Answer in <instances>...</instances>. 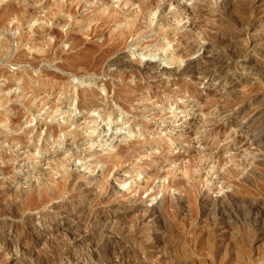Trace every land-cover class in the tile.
Here are the masks:
<instances>
[{"label": "rangeland", "instance_id": "374dc122", "mask_svg": "<svg viewBox=\"0 0 264 264\" xmlns=\"http://www.w3.org/2000/svg\"><path fill=\"white\" fill-rule=\"evenodd\" d=\"M144 1L0 0L6 8L21 7L20 27L13 15L0 29L6 44L0 55V114L21 116L17 127L0 124V182L14 180L18 189L64 182L58 201L65 204L77 183L91 181L98 190L82 217L71 222L65 214L32 209L19 193L18 200L25 201L19 217L0 212V235L8 234L7 222L16 224L17 233H9L16 264H109L110 251L92 249L89 241L72 245L70 236L76 241L93 236L89 216L118 202L158 207L172 241L164 251L181 264H239L240 248L254 256L242 264H264V213L259 212L264 206V137H254V123L264 132V0H244L257 3L256 25L251 10L235 0H158L138 15ZM195 5L202 8L192 12ZM111 9L126 12L129 19L138 15L142 25L126 47L111 44L110 32L124 24L119 20L110 30L105 27L103 17ZM91 27L95 37L85 33ZM114 58L120 59L118 66L110 64ZM83 63L93 69L79 68ZM147 63L150 69L134 74ZM182 67L189 71L181 74ZM78 92L86 94L82 107ZM90 95L105 109L89 102ZM236 122H244L248 133ZM19 135L20 143H7L9 136ZM113 157L117 165L105 172ZM191 184L203 199L233 187L237 198L204 209L190 200L185 187ZM219 222L226 227L214 229ZM109 235L114 238L104 233L96 240L108 244ZM64 241L72 246L62 247ZM6 260L10 264L9 255L0 264Z\"/></svg>", "mask_w": 264, "mask_h": 264}, {"label": "bare ground", "instance_id": "6f19581e", "mask_svg": "<svg viewBox=\"0 0 264 264\" xmlns=\"http://www.w3.org/2000/svg\"><path fill=\"white\" fill-rule=\"evenodd\" d=\"M19 1V0H18ZM157 1L158 0H146L144 2H142V4L140 5V11L138 13L139 14H142L144 12H147L152 6L154 5H157ZM75 2V1H74ZM81 2V1H80ZM235 2L237 4H239L240 6H245L246 8L250 9L251 10V13H252V16H251V21H254V25L257 24V21H258V18H260V16L256 15V14H253L254 13V8H255V4H257L256 2L254 1H244V0H235ZM62 3V2H61ZM261 3V2H260ZM263 4V3H262ZM13 5V4H12ZM76 5V4H75ZM203 5V4H202ZM202 5L200 6H196L194 8H192V12H195V11H199L201 8H202ZM18 6V5H17ZM16 6V7H17ZM77 6V5H76ZM161 6V4H160ZM192 6V5H191ZM238 6V5H237ZM239 6V7H240ZM242 6V7H243ZM262 6V5H261ZM15 6H11V7H8L6 8L5 6L1 5L0 4V29L5 25L6 22H8L11 17L13 15H16L18 16L19 20L18 22H15L14 25L15 27H20V21H21V17H20V10H21V7L20 10L18 8H16ZM73 7V6H72ZM71 7V8H72ZM207 7V6H206ZM196 8V9H195ZM205 8V7H204ZM245 8V10H246ZM54 9V8H53ZM72 9H75V7H73ZM115 9V8H114ZM190 9V8H189ZM247 9V10H248ZM108 10V9H107ZM205 10V9H204ZM53 11V10H52ZM75 11V10H74ZM26 12V11H25ZM56 12V11H55ZM72 12V10H71ZM70 12V13H71ZM105 13V11H102ZM191 12V11H190ZM201 12V11H200ZM259 12V11H258ZM263 12V11H261ZM121 14H119L118 11H115V10H109L106 12L105 16L103 17L104 19V24L106 25L105 27L108 28L110 30V28L112 27V25H114L115 22H118L119 20L121 21H124V24L122 26H119L117 29H114L110 32V40L112 41V45L113 47H120L124 44H126V40L127 38L129 37H133L135 35V33L142 27V25L140 24L139 21H137V16L133 17L132 19H129L128 18V14L126 12H120ZM202 13V12H201ZM24 15V14H23ZM51 16V15H50ZM102 16V15H101ZM82 17V16H81ZM262 17V16H261ZM263 19V17H262ZM65 20V19H64ZM262 21V20H260ZM14 22V21H13ZM264 21H262L263 23ZM62 23V22H61ZM256 23V24H255ZM101 26V25H100ZM263 26V25H262ZM102 27V26H101ZM257 27V26H256ZM264 27V26H263ZM4 28V27H3ZM8 28V27H7ZM255 28V27H254ZM47 30V28H46ZM101 30V29H100ZM105 30V29H103ZM108 30V31H109ZM96 31V28H89L85 31V33L87 35H91L93 34L92 37H95L94 36V33ZM256 31V30H255ZM26 32V31H25ZM32 32V31H31ZM48 32V30H47ZM98 32V31H97ZM102 32V30H101ZM56 33V31H55ZM60 34V33H59ZM69 34V33H68ZM57 35V34H56ZM74 35V34H73ZM21 36V35H20ZM58 36V35H57ZM60 36V35H59ZM100 36V33L99 35ZM24 37H27L26 35ZM81 37V36H80ZM23 38V37H22ZM31 38V37H29ZM57 38V37H56ZM74 38H78V37H74ZM19 39V37H18ZM21 39V37H20ZM60 39V38H59ZM69 39V38H68ZM73 39V38H72ZM80 39V38H78ZM104 39V38H103ZM22 40V39H21ZM20 40V41H21ZM64 40V39H63ZM28 41V39H27ZM58 43H59V40H57ZM57 41H56V45L57 44ZM79 41V40H78ZM81 41V40H80ZM79 41V42H80ZM78 42V43H79ZM83 42V41H82ZM81 42V44H82ZM77 43V42H76ZM128 43V42H127ZM9 44V43H8ZM53 44L54 46V43H51ZM83 45V44H82ZM77 46V45H76ZM125 46V45H124ZM194 44H188L186 47H185V51H183V55L186 56L189 52H191L194 48ZM4 47H6V44L3 43L2 41H0V55L4 52ZM49 48L51 46H48ZM112 47V48H113ZM126 47V46H125ZM181 47V46H180ZM75 48V47H74ZM110 48V49H112ZM77 49V48H75ZM118 49V48H117ZM53 50V49H52ZM263 50V49H262ZM261 50V51H262ZM48 51V50H47ZM108 51V50H107ZM113 50H111L112 52ZM260 51V50H259ZM50 52V51H48ZM53 52V51H52ZM51 52V53H52ZM263 52V51H262ZM107 53V52H106ZM109 53V51H108ZM107 53V54H108ZM113 53V52H112ZM46 54H49V53H46ZM106 54V55H107ZM110 54V53H109ZM4 55V54H3ZM2 55V56H3ZM53 55V54H52ZM165 55V54H164ZM44 57V55H42ZM51 56V55H50ZM49 56V57H50ZM102 56V55H101ZM100 58V56H99ZM102 58V57H101ZM105 58V57H103ZM38 59V58H37ZM41 59V58H40ZM178 60V58H176ZM175 59V60H176ZM94 60V59H93ZM100 60V59H99ZM106 60V59H105ZM120 60V59H119ZM119 60H116L114 58V60L110 61V64L112 65H119ZM124 60V59H123ZM176 60V61H177ZM86 61V60H85ZM84 61V62H85ZM89 61V60H88ZM104 61V60H103ZM103 61L101 62L102 66L103 65ZM126 61V60H124ZM97 62V61H96ZM95 62V63H96ZM105 62V61H104ZM122 62V60L120 61ZM86 63V62H85ZM89 63H92L89 61ZM94 63V62H93ZM94 63V64H95ZM107 63V62H106ZM105 63V64H106ZM34 64V63H33ZM75 64V63H74ZM82 64V62H81ZM84 64V63H83ZM88 64V63H87ZM100 65V63H98ZM123 64V63H122ZM126 64V63H125ZM76 65V64H75ZM74 65V66H75ZM80 64H77L76 66H78ZM98 65V66H99ZM111 65V66H112ZM124 65V64H123ZM131 65V64H130ZM134 65V64H133ZM158 65V64H157ZM201 65V64H200ZM255 65V64H254ZM258 65V64H257ZM94 66L95 68V65H92ZM127 66V65H125ZM124 66V67H125ZM187 66V65H186ZM205 66V65H204ZM123 67V66H121ZM129 67V65L127 66ZM133 68V66H131ZM138 67V66H137ZM178 70L180 69L181 66H177ZM193 67V66H192ZM79 68L83 69L84 71L88 68L87 65L84 64V66H80ZM78 68V69H79ZM97 68V67H96ZM102 68V67H100ZM151 68V64L150 63H147V64H144L143 65V68L140 69V68H135L134 71L136 73L134 74H137L138 72H142L141 70H148ZM155 68V67H153ZM183 68V67H182ZM203 68V67H202ZM90 69H93V68H90ZM125 69V68H124ZM130 69V68H129ZM176 69V68H175ZM260 69V68H259ZM257 68V70H259ZM72 70V69H71ZM96 70V69H94ZM166 70V68L164 69ZM193 70V69H192ZM195 70V69H194ZM219 70V69H218ZM77 71V69L75 70ZM99 71V69H98ZM143 71V72H144ZM180 71V70H179ZM189 71L187 67H184L182 70H181V74L182 73H185ZM196 71V70H195ZM194 71V72H195ZM199 71V70H197ZM217 71V69H216ZM107 72V71H106ZM207 72V71H206ZM205 72V73H206ZM210 72V71H209ZM258 72V71H257ZM132 73V72H131ZM203 73V72H202ZM224 73V72H223ZM129 74V73H128ZM177 74V73H176ZM204 74V73H203ZM202 74V75H203ZM212 75V74H211ZM214 75V74H213ZM140 77V76H139ZM208 77V76H207ZM108 85V84H107ZM109 87V86H108ZM111 87V86H110ZM109 87V88H110ZM126 86H124L123 88H125ZM122 88V87H121ZM122 88V89H123ZM128 88V87H126ZM125 88V89H126ZM135 88V87H134ZM108 89V88H107ZM111 89V88H110ZM86 90V89H85ZM121 91V90H120ZM130 91V90H129ZM143 91V90H142ZM81 92V90H80ZM86 92V91H85ZM144 92V91H143ZM35 93V92H34ZM79 93V92H78ZM88 93V92H87ZM117 93V92H116ZM122 93V92H121ZM71 94V93H70ZM99 94V93H98ZM78 95V94H77ZM76 95V96H77ZM86 94L85 93H79V100H78V105L79 107H82V99L83 97L85 96ZM132 95V94H130ZM136 95V94H135ZM89 96V95H88ZM114 96V95H113ZM144 96V95H143ZM117 97V95L115 96ZM121 97V96H120ZM147 97V96H146ZM6 98H9V97H6ZM76 98V97H75ZM90 100L89 102H93L94 106L97 105L98 107H102V109H105L106 107V104H99L97 103L90 95ZM114 98V97H113ZM86 99V98H85ZM128 100V99H127ZM31 100H28V102H30ZM102 101V100H101ZM100 101V102H101ZM121 101V100H120ZM134 102V101H133ZM26 103V102H25ZM124 103V102H122ZM121 103V104H122ZM123 105V104H122ZM45 106V105H44ZM110 106V105H109ZM108 106V107H109ZM112 106V105H111ZM126 106V105H124ZM88 107V106H87ZM129 107V106H128ZM86 108V107H85ZM112 108V107H111ZM124 108V107H123ZM54 109V108H53ZM90 110V109H89ZM108 110V109H107ZM104 110H101V112H99L100 114H102ZM53 112V111H52ZM21 113V112H20ZM255 113V112H254ZM2 114V113H1ZM0 114V124H3V123H6V122H11L12 125L14 127H17L20 123V119H21V116L17 113V115L13 116L12 115H4V113L1 115ZM22 114V113H21ZM115 112L114 110L109 114V118L112 119V117L114 116ZM49 115V114H47ZM24 117V116H23ZM255 117V116H254ZM245 118V117H244ZM102 119V118H101ZM240 121V120H238ZM140 122V121H139ZM235 122V120L233 121ZM244 123V122H243ZM242 122H236L235 125L238 129H241V130H244L246 131V133H248L249 129H248V126L246 127L245 124H243ZM247 124V123H246ZM54 129V128H53ZM56 130V129H55ZM5 131V130H4ZM55 132V131H54ZM91 132V131H90ZM3 133V132H2ZM250 133V132H249ZM4 134V133H3ZM7 134V133H6ZM114 135V134H113ZM112 136V135H111ZM110 136V137H111ZM257 136L259 137H264V132L262 129L258 128L256 126V124L254 123V137L256 138ZM10 137V136H9ZM7 139V143L8 144H12L14 143V141H16L17 143H20L21 139L23 138L22 135H19V136H16L14 138H9ZM26 137V136H25ZM258 137V138H259ZM262 139V138H261ZM260 141V140H259ZM264 141V139H263ZM4 142V140H3ZM24 142V141H23ZM22 142V143H23ZM140 142V141H139ZM258 142V140H257ZM262 142V140H261ZM6 143V142H5ZM133 143V141H132ZM264 143V142H263ZM258 144V143H257ZM24 145V144H23ZM42 146H45V144H43ZM125 146V145H124ZM121 147L123 146H120V149ZM128 147V146H127ZM126 147V149H127ZM23 148H27L28 149V146L24 145ZM130 148V146H129ZM34 149V148H33ZM121 151V150H120ZM119 152V151H118ZM125 152V151H123ZM123 152H121L120 154V158L121 156L123 157ZM119 157V156H118ZM124 159V158H123ZM122 159V160H123ZM118 161L116 159H114V157L108 161V165H107V168L105 172H109L110 173V170L115 167L117 165ZM106 167V166H105ZM108 173V174H109ZM232 173V172H231ZM7 174V173H6ZM104 174V173H103ZM223 174V173H222ZM235 174V173H234ZM254 174V173H253ZM105 175V174H104ZM243 175V173H242ZM223 176V175H221ZM71 177V176H70ZM242 177H245V176H242ZM50 178V177H49ZM224 178V177H222ZM8 179V178H7ZM14 179V178H13ZM69 179V178H68ZM9 180V179H8ZM225 180L227 181V179L225 178ZM231 180V179H230ZM244 180V178H243ZM71 181V180H70ZM75 181V180H74ZM183 181V180H182ZM14 180H11L9 182H4V181H1L0 182V207H1V210L0 212H2L3 214L5 215H10V216H13V217H19L17 216L16 212H19L22 208V204L25 202V201H19L20 198H19V193H22L24 195H26L27 197V204L29 207H31L32 209L34 208L35 210L38 209V211H42V210H45L46 213H48L49 215L51 216H54V215H63L65 214V216L67 217L66 220H71V221H74L76 219H79L82 217V213L85 211V208H86V203L89 204V202L93 199L94 200V197L96 196V187L93 182L90 181V183L86 184L85 182H81V183H77L76 184V188H75V191L71 194L70 192V196L68 197V202L67 204H65L64 202H61V201H58V199L60 198L61 196V192H62V189H65L63 188L64 187V182H59L58 184L56 185H35V184H31V183H28L27 187L26 188H21V189H18V188H15L12 186ZM67 182V180H66ZM97 182V181H95ZM171 182V180H170ZM174 182V181H173ZM184 182V181H183ZM238 182V181H237ZM68 183V182H67ZM104 183V182H103ZM229 183V181H228ZM233 183H235V181L233 180ZM232 183V180H231V184ZM179 183H173L172 185H178ZM186 184V183H185ZM250 184V183H249ZM228 185V184H227ZM237 185V183H236ZM109 186V185H108ZM168 186V185H167ZM198 186V185H197ZM235 186V184L233 185ZM66 187V186H65ZM102 187V186H101ZM104 187V186H103ZM112 187V186H111ZM114 187V186H113ZM230 187V186H228ZM109 188V187H108ZM235 187H233L232 189L230 188V192L228 193H222L220 196H217V197H208L205 199L202 198V196L199 194L196 193V190H195V187L193 186V184L191 185H188L185 187V190L188 194V196L190 197V200H192L191 198H193L196 202H201L203 205H202V208L204 209H207L208 207L211 208L210 206L211 205H215V204H218L222 199H227L228 197L229 198H237L236 194L234 192H231V190L235 191L234 190ZM238 189V188H237ZM115 188L111 189L110 191V195H114L115 194ZM96 191V192H95ZM105 191V189H104ZM243 191V190H242ZM101 192V191H100ZM106 192V191H105ZM104 192V193H105ZM236 192V191H235ZM241 192V191H240ZM108 193V192H106ZM64 194V193H63ZM109 194V193H108ZM108 194H106L108 196ZM185 194V193H184ZM202 194V193H201ZM65 195V194H64ZM100 195V194H99ZM164 195V194H163ZM169 196V194H166ZM22 196V195H21ZM206 196V195H205ZM67 197V196H66ZM116 197V196H115ZM19 198V200H18ZM169 198V197H168ZM240 198V197H239ZM24 199V198H23ZM116 199V198H115ZM161 199V198H160ZM261 199V198H260ZM134 200V199H132ZM168 200V199H167ZM186 201V199H184ZM124 201V200H123ZM130 201V200H129ZM163 200H160V203H162ZM166 201V200H165ZM169 201V200H168ZM224 201V200H222ZM239 201V200H238ZM257 201V200H256ZM128 202V201H127ZM159 202V200H158ZM193 202V200H192ZM226 202V200H225ZM164 203V201H163ZM162 203V205H163ZM178 203V202H177ZM182 203V202H181ZM234 203V202H233ZM262 203V202H261ZM260 203V204H261ZM18 205L17 208L13 210L12 208H10L12 205ZM21 204V205H20ZM87 204V205H88ZM139 204V203H138ZM172 205L174 203H171ZM192 204V203H191ZM159 205V204H158ZM165 205V204H164ZM195 205V203L193 204ZM220 205V204H219ZM250 205V204H249ZM255 205H256V202H255ZM263 205V204H262ZM27 206V207H28ZM161 206V205H160ZM159 206V207H160ZM184 206V205H183ZM258 205H256L257 207ZM25 209H26V206H24ZM90 207V206H89ZM92 207V206H91ZM185 207V206H184ZM195 207V206H194ZM214 207V206H212ZM219 207V206H218ZM226 207V206H225ZM187 208V207H186ZM220 208V207H219ZM218 208V209H219ZM260 208V207H259ZM29 209V208H28ZM257 209V208H256ZM87 210V208H86ZM90 210V209H89ZM89 210L87 211L89 213ZM177 210V209H176ZM210 210V209H209ZM212 210V209H211ZM215 210V208H214ZM223 210V209H222ZM259 210V209H257ZM256 210V211H257ZM26 211V210H25ZM188 210H186L187 212ZM206 211V210H205ZM255 211V210H254ZM44 212V211H42ZM44 212V213H45ZM86 212V213H87ZM207 212V211H206ZM205 212V213H206ZM224 212V211H223ZM259 212H263L264 213V206L260 208ZM45 213V215H46ZM85 213V212H84ZM92 213V212H90ZM89 213V214H90ZM185 213V212H184ZM204 213V211H203ZM39 214V213H38ZM41 214V213H40ZM88 214V215H89ZM43 215V214H42ZM87 215V214H86ZM92 216H89V222L90 224L94 227V233L93 236H90V237H82V238H79L78 241L74 240V238H72L73 236H70V240L72 241V245H75L76 243H85L86 242H90L88 243L92 249H101V251H110L109 254H108V263L109 264H181V261L179 260V258H175L172 256H168L164 249L166 247L169 246V241L167 239V236H166V233H165V223L163 222L162 220V217H161V214H160V211L158 209V207H147V208H144L143 205H134V204H127L126 202L123 203V202H118L117 204L113 205L112 207H109V208H99L97 209L94 213L91 214ZM182 215V214H181ZM188 215V213H187ZM206 215V214H205ZM263 215V214H262ZM81 216V217H80ZM184 216V215H183ZM190 216V215H188ZM208 216V215H207ZM43 217V216H41ZM85 218V217H84ZM191 218V217H189ZM193 218V217H192ZM220 218V217H219ZM207 219V218H206ZM81 220V219H80ZM84 220V219H83ZM216 220V219H214ZM212 220V221H214ZM42 221V219H41ZM70 221V222H71ZM86 221V220H85ZM190 222L192 221L191 219L189 220ZM221 221V220H220ZM225 221V220H224ZM7 222V221H6ZM44 222V221H43ZM202 222V221H201ZM215 222V221H214ZM218 222V221H216ZM227 222V221H226ZM78 223V222H77ZM84 223V222H83ZM82 223V224H83ZM212 223V222H211ZM168 224V223H167ZM201 224V223H200ZM203 224V223H202ZM206 224H207V221H206ZM206 224H204L206 226ZM225 223L224 222H219L217 223L215 226H214V229L215 227L219 226V225H224ZM15 223L14 222H7V227L9 229L8 231V234H3L1 233L0 235V262L5 259V257L7 255H9L10 257V264H16V260L17 259V256L11 251L12 248H11V245H10V242H11V238L9 236V233L12 232V234H15ZM79 225V224H78ZM87 225V224H86ZM170 225V224H169ZM208 225V224H207ZM214 225V224H213ZM168 226V225H167ZM167 226H166V229H167ZM211 226V225H209ZM250 226V225H249ZM5 227V226H4ZM169 227V226H168ZM200 227V226H199ZM224 227H226V225H224ZM177 228V227H176ZM207 228V227H205ZM210 228V227H209ZM229 228V226H228ZM227 228V229H228ZM44 230V229H43ZM48 230V229H47ZM202 230V229H200ZM213 230V229H212ZM229 230V229H228ZM69 231V230H68ZM168 231V229H167ZM199 231V230H198ZM207 231V230H206ZM22 232V231H21ZM176 232V231H175ZM174 232V233H175ZM6 233V232H4ZM17 233V232H16ZM71 233V232H70ZM104 233H110V234H114V238L111 239L110 235L108 237H110V242L108 244H103V245H100L96 240V239H99L100 236H104ZM170 233V232H169ZM198 233V232H196ZM205 233V232H203ZM47 234V233H46ZM116 234V235H115ZM68 235V234H67ZM73 235V233H72ZM20 236V234L18 235ZM17 236V237H18ZM69 236V235H68ZM107 236V235H106ZM116 236V237H115ZM207 236V234H206ZM205 236V238H206ZM107 238V237H106ZM169 238V237H168ZM209 238V237H208ZM19 239V238H18ZM76 239V238H75ZM101 239V238H100ZM103 239V237H102ZM170 239V238H169ZM67 240V239H66ZM108 240V239H107ZM177 240V239H176ZM206 240V239H205ZM69 241V240H68ZM67 241V242H68ZM70 241V242H71ZM66 241H64L62 243V247H65V246H72L71 244L69 245ZM172 242V241H170ZM175 242V241H174ZM12 243V242H11ZM173 244V243H172ZM54 246V245H52ZM56 246V245H55ZM54 246V247H55ZM17 247V246H16ZM60 248V247H59ZM171 248V247H170ZM169 248V249H170ZM40 249V248H38ZM58 249V248H57ZM168 249V248H167ZM35 250V249H34ZM36 251H37V248H36ZM39 251H42V249H40ZM56 251V250H55ZM58 251V250H57ZM248 251V250H247ZM59 252V251H58ZM168 252V251H167ZM249 252L248 251V255H249ZM17 253V252H16ZM33 253V252H32ZM247 255V252H244L242 248H240V257H239V254H238V262L239 264H242V263H249L251 261H254V256H245V254ZM252 253V252H251ZM172 254V252H171ZM253 254V253H252ZM53 255V254H52ZM177 257V256H176ZM75 258V257H74ZM7 259V258H6ZM9 259V258H8ZM56 259V258H55ZM237 260V259H236ZM7 261L9 260H6V264H7ZM4 262V263H5ZM2 263V262H1ZM74 264V263H73ZM253 264V263H252Z\"/></svg>", "mask_w": 264, "mask_h": 264}]
</instances>
